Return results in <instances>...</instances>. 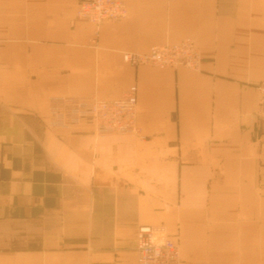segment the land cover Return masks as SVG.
Listing matches in <instances>:
<instances>
[{"label": "crops", "instance_id": "1", "mask_svg": "<svg viewBox=\"0 0 264 264\" xmlns=\"http://www.w3.org/2000/svg\"><path fill=\"white\" fill-rule=\"evenodd\" d=\"M123 1L96 37L79 0H0V264H137L145 226L181 264H264V0ZM186 40L198 73L123 59ZM133 86L145 139L48 126Z\"/></svg>", "mask_w": 264, "mask_h": 264}, {"label": "built area", "instance_id": "2", "mask_svg": "<svg viewBox=\"0 0 264 264\" xmlns=\"http://www.w3.org/2000/svg\"><path fill=\"white\" fill-rule=\"evenodd\" d=\"M127 17L128 8L123 0H79L77 19L93 24L96 27V37L104 22H120ZM123 55L124 62L136 68H184L197 73L202 68V56L193 40H186L178 45L155 46L146 54L126 52ZM257 89L260 95L257 116L264 123V82ZM137 117L138 88L133 86L123 98L117 100L52 99L48 126L69 129L89 124L99 136L135 134L145 139L137 127ZM169 236L164 227L140 228L137 235V264H181L180 246Z\"/></svg>", "mask_w": 264, "mask_h": 264}, {"label": "rangeland", "instance_id": "3", "mask_svg": "<svg viewBox=\"0 0 264 264\" xmlns=\"http://www.w3.org/2000/svg\"><path fill=\"white\" fill-rule=\"evenodd\" d=\"M196 44V43H195ZM197 46V45H196ZM200 51V50H199ZM203 61V60H202Z\"/></svg>", "mask_w": 264, "mask_h": 264}]
</instances>
